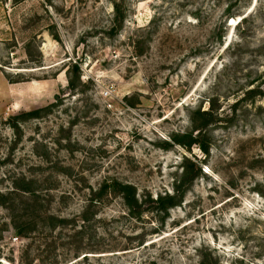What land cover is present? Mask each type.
I'll list each match as a JSON object with an SVG mask.
<instances>
[{
	"label": "rangeland",
	"instance_id": "obj_1",
	"mask_svg": "<svg viewBox=\"0 0 264 264\" xmlns=\"http://www.w3.org/2000/svg\"><path fill=\"white\" fill-rule=\"evenodd\" d=\"M118 1L0 0V191L45 199L24 236L0 205V264H264V0ZM183 164L167 213L92 200L172 194Z\"/></svg>",
	"mask_w": 264,
	"mask_h": 264
},
{
	"label": "trees",
	"instance_id": "obj_2",
	"mask_svg": "<svg viewBox=\"0 0 264 264\" xmlns=\"http://www.w3.org/2000/svg\"><path fill=\"white\" fill-rule=\"evenodd\" d=\"M124 2L114 0L113 7L115 10L114 18L119 21L122 13ZM81 83V67L78 62H75L69 69V84L73 88L78 87V83ZM212 99L210 102L212 103ZM51 107V106H50ZM50 108L46 107L43 109L33 110L27 112L19 117L20 120H27L31 118L41 117L44 111H49ZM200 116H209L210 111H201V107L196 111ZM19 121L13 123V127L19 128ZM208 124H201L196 126L198 135L202 132L203 127ZM178 141L177 139H175ZM199 140H195L194 143H198ZM179 143H183L179 140ZM201 143V142H200ZM201 147L207 151V148L201 144ZM183 170L174 183V193H166L165 195H159L156 199L145 198L141 200L138 198L137 188L128 183H123L118 180L112 182L105 181L100 190L93 193L92 200L107 195L110 191L114 190L119 192L129 210L134 217H140L144 212V204L149 202V205H153L154 209L162 212H168L170 208L180 205L185 197L189 188L193 185L195 180L202 174L201 164H183ZM39 181L35 179H29L26 176L21 177L16 182V189L8 193L0 191V205L5 206L12 212V223L14 228L18 231L19 235H25L33 226L37 223V218L41 217L43 213V207L45 204L44 197L39 193ZM103 195V196H102ZM99 198V199H100Z\"/></svg>",
	"mask_w": 264,
	"mask_h": 264
}]
</instances>
